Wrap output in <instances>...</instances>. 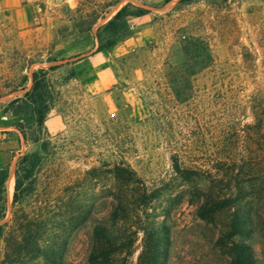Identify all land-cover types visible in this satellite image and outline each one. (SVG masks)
I'll use <instances>...</instances> for the list:
<instances>
[{"label": "rangeland", "instance_id": "rangeland-1", "mask_svg": "<svg viewBox=\"0 0 264 264\" xmlns=\"http://www.w3.org/2000/svg\"><path fill=\"white\" fill-rule=\"evenodd\" d=\"M0 1V94L28 77L0 97V168L10 177L4 220L16 158L37 152L36 198L23 205L37 199L62 222L54 254L31 264H89L92 228L112 223L117 188L144 196L126 205L130 244L110 264H141L152 230L164 264H227L230 241L242 240L253 264H264V0ZM127 3V35L95 51L97 29ZM135 8L148 12L130 15ZM183 36L204 41L211 54L195 74ZM52 65L38 131L6 103L30 87L32 70ZM19 127L35 131L46 151L25 142ZM116 166H129L136 180L117 181ZM237 186L231 208L209 221L197 217L208 196L233 198ZM237 202L254 229L229 241Z\"/></svg>", "mask_w": 264, "mask_h": 264}, {"label": "trees", "instance_id": "trees-1", "mask_svg": "<svg viewBox=\"0 0 264 264\" xmlns=\"http://www.w3.org/2000/svg\"><path fill=\"white\" fill-rule=\"evenodd\" d=\"M187 1L191 0H179V2ZM128 7H132V5L127 3L122 6L109 21L97 29L95 51L109 48L127 35L128 24L125 18L129 15L127 13ZM135 9V11L130 12V15L140 16L148 12V10L142 8ZM179 44L181 51L186 52V56H188L189 74H195L209 65L211 54L207 43L193 36H183ZM24 62L27 67L34 63L31 60H25ZM56 68L57 66L52 65L47 68L32 70L30 87L22 96L12 98L6 103V107L12 115L32 117L33 125L38 131L43 127L44 117L49 110L52 97L51 85L47 75L49 71ZM27 80L26 75L22 76L21 84L4 94H0V97L22 89ZM18 130L25 142L39 143V149L42 152L46 151V141H39L35 131L27 132L21 127ZM17 140H19L18 137ZM42 159L43 155L37 152H25L17 156L13 169L12 196L7 220H4L7 213L5 185L10 177L6 169L0 168V242L2 244L0 264H31L37 258H45L44 254L46 252L50 251L51 254H54L53 247L59 238L58 232L61 230V220H55L50 214L51 210L48 204L39 202L37 199H34L33 203L23 205V202L36 198L35 173L39 169ZM114 177L117 181L124 183H131L136 180L135 172L129 166H116ZM235 189L237 192L235 197L226 198L221 202H217L216 198L208 196L197 207V217L202 221H209L221 207L231 208L233 203L238 200L241 191L238 186ZM143 196V191L139 192V189L135 194H128L126 190L117 188L115 204L111 212L112 223L108 225L98 222L92 228L91 249L88 256L89 264H110L115 256L127 253L130 239L128 232H126L125 207L131 197L137 201ZM240 203L237 202L230 214L226 233V238L229 241L234 236L248 239L254 229L251 212L246 210ZM151 234L152 245L144 250L140 262L141 264H164L157 250V238L154 237L156 232L152 230ZM228 251L230 258L227 264L254 263L252 249L245 240L230 241Z\"/></svg>", "mask_w": 264, "mask_h": 264}, {"label": "crops", "instance_id": "crops-1", "mask_svg": "<svg viewBox=\"0 0 264 264\" xmlns=\"http://www.w3.org/2000/svg\"><path fill=\"white\" fill-rule=\"evenodd\" d=\"M2 4H3V2H2V1H0V6H2Z\"/></svg>", "mask_w": 264, "mask_h": 264}]
</instances>
